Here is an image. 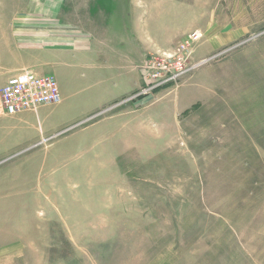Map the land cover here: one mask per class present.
<instances>
[{"label":"rangeland","instance_id":"374dc122","mask_svg":"<svg viewBox=\"0 0 264 264\" xmlns=\"http://www.w3.org/2000/svg\"><path fill=\"white\" fill-rule=\"evenodd\" d=\"M30 1L0 0V17L31 15ZM98 1L65 0L69 14L53 16L76 23ZM129 1L100 0L113 31L126 33ZM180 1L166 26L196 27L171 47L198 29L188 64L204 61L150 100L147 134L107 121L145 106L136 92L89 116L95 94L73 86L39 109L56 134L33 146L37 158L3 161L8 171L27 162L31 176L0 194V264H264V0ZM197 102L180 128L174 111Z\"/></svg>","mask_w":264,"mask_h":264},{"label":"crops","instance_id":"0c3cea01","mask_svg":"<svg viewBox=\"0 0 264 264\" xmlns=\"http://www.w3.org/2000/svg\"><path fill=\"white\" fill-rule=\"evenodd\" d=\"M97 3L94 8L90 6L84 9L83 18L72 19L76 23H71L64 16H53L59 10L69 14L72 7L65 9V0H39L35 3L31 0L27 7L34 10L31 15L14 17L13 20L0 17V92L11 76L24 70H33L41 75L53 74L57 78L60 75L65 84V88L64 85L60 87L63 89L60 102L43 104L35 110H25L13 115L4 112L0 96V167L4 162L11 161L8 160L9 157L20 154L31 164L37 158L32 155V151L40 148L35 155L42 151V146H33L56 134L51 128L43 127L39 109L62 104L63 98L70 95L72 88L81 87L87 95L91 92L95 94V98H88L89 116L106 110L145 84L140 66L149 54L160 49L172 51L174 46H171L176 43V37L196 27L183 29L166 26V19L172 18L167 14V6H181L184 1L130 0L128 27L126 33L122 34L110 28L108 19L102 20L105 13L103 10L106 9L100 0ZM151 5L156 13L149 17ZM37 12L43 15H34ZM162 27L165 33L163 36L160 34L161 38L159 30ZM160 91L162 88L151 96L140 98L139 100H147L145 106L136 107L138 101L129 102L111 114L107 121L120 124V128L124 125L123 129L128 136L139 134L143 137L147 134V129L142 118L155 109L159 99L150 100L157 98ZM200 103L202 102L175 110L173 117L176 124L180 125L182 112L187 114ZM43 154L46 160L47 147ZM29 166L26 162L21 167H14L13 171L1 169L0 194L7 189H15L18 182L29 180ZM9 177L11 178L8 179ZM17 193L10 195L18 196ZM1 198L4 197L0 196ZM18 199H21L20 196Z\"/></svg>","mask_w":264,"mask_h":264},{"label":"built area","instance_id":"2783aa9c","mask_svg":"<svg viewBox=\"0 0 264 264\" xmlns=\"http://www.w3.org/2000/svg\"><path fill=\"white\" fill-rule=\"evenodd\" d=\"M200 39V31L195 30L179 42L176 50L160 51L148 57L143 66L145 84L130 98H141L164 86L178 84L181 78L202 64L204 60L188 64L194 52L192 47ZM0 96L4 112L10 115L35 110L43 104L58 103L62 99L55 75H41L33 70H24L11 76L3 86Z\"/></svg>","mask_w":264,"mask_h":264}]
</instances>
